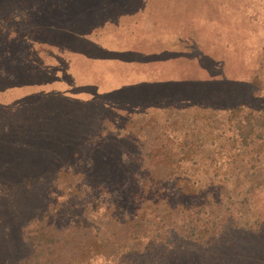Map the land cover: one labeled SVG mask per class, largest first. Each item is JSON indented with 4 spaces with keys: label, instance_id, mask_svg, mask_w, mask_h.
<instances>
[{
    "label": "trees",
    "instance_id": "16d2710c",
    "mask_svg": "<svg viewBox=\"0 0 264 264\" xmlns=\"http://www.w3.org/2000/svg\"><path fill=\"white\" fill-rule=\"evenodd\" d=\"M7 6L0 5L6 17L0 19V92L42 83L41 76L67 65L75 40L92 32L83 29L84 19L103 12L84 15L81 5L64 3L43 19L37 0ZM181 45L194 43L186 36ZM208 57L199 51L192 59L209 77L221 78V63L212 67ZM261 65L264 76V59ZM253 76L185 82L193 95L183 103L109 111L36 201L18 187L0 192V257H17L18 264H131L174 239L208 247L231 230L264 233V84ZM22 106L0 103V173L17 156L4 149L5 141L41 116L28 108L23 119L12 118Z\"/></svg>",
    "mask_w": 264,
    "mask_h": 264
},
{
    "label": "rangeland",
    "instance_id": "374dc122",
    "mask_svg": "<svg viewBox=\"0 0 264 264\" xmlns=\"http://www.w3.org/2000/svg\"><path fill=\"white\" fill-rule=\"evenodd\" d=\"M37 3L36 14L42 13L43 19L64 8V3L78 8L81 5L84 15L86 9L99 8L103 12L84 19L83 29L89 27L92 32L85 40L82 36L75 40L78 48L72 54L74 58L68 56L72 61L67 65L52 75L41 76L42 83L0 92L1 105L23 103L12 118L23 119L28 108H36L41 114L40 117L34 114L30 119L35 120L32 125L26 122L12 139L5 141L4 149L13 150L12 155L17 156L0 173L2 195L19 192L36 201L60 165L98 130L103 117L113 109H152L183 103L188 94L193 95V88L185 87V82L252 80L257 73L264 84L261 72L264 0H37ZM1 4L10 6L6 7L8 11L15 8L18 0H0ZM29 6L26 4L25 8ZM32 16L34 23L37 19ZM186 36L194 43L191 48L181 45L182 37ZM90 43L95 46L85 49ZM104 45L122 52L105 53ZM39 49L42 54L49 50ZM199 51L210 55L204 62L212 67L221 63L225 73L221 78L209 77L212 72L198 68L192 57ZM111 56L121 59L114 60ZM7 182L11 186L5 188ZM16 187L19 191L15 192ZM259 207L264 212V195ZM12 242L16 244V239ZM220 243H214L216 247H200L174 239L169 245L161 244V251L153 257H132L131 264H264V233L231 230ZM27 250L25 247L22 251ZM218 252L226 257H214ZM18 261L17 257H0V264ZM94 264L114 262L98 260Z\"/></svg>",
    "mask_w": 264,
    "mask_h": 264
},
{
    "label": "crops",
    "instance_id": "0c3cea01",
    "mask_svg": "<svg viewBox=\"0 0 264 264\" xmlns=\"http://www.w3.org/2000/svg\"><path fill=\"white\" fill-rule=\"evenodd\" d=\"M103 47L105 48L104 51H107L105 53H109V54L115 53L117 55V54H121L120 52H122L119 48H116V47H107L105 45ZM126 51H128V50H126ZM134 52L137 53V51H134ZM111 57H112L111 59L118 60V61L121 59V58L115 59V58H113V56H111Z\"/></svg>",
    "mask_w": 264,
    "mask_h": 264
}]
</instances>
